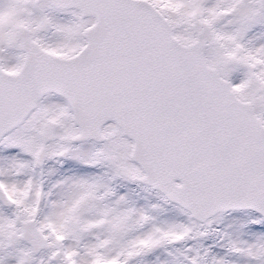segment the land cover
<instances>
[{
  "label": "snow or ice",
  "instance_id": "obj_1",
  "mask_svg": "<svg viewBox=\"0 0 264 264\" xmlns=\"http://www.w3.org/2000/svg\"><path fill=\"white\" fill-rule=\"evenodd\" d=\"M0 264H264V0H0Z\"/></svg>",
  "mask_w": 264,
  "mask_h": 264
}]
</instances>
